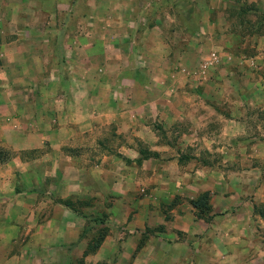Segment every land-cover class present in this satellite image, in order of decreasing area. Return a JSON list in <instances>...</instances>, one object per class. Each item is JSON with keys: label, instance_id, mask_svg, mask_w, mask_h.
<instances>
[{"label": "crops", "instance_id": "1", "mask_svg": "<svg viewBox=\"0 0 264 264\" xmlns=\"http://www.w3.org/2000/svg\"><path fill=\"white\" fill-rule=\"evenodd\" d=\"M210 1L0 0V264H264V0Z\"/></svg>", "mask_w": 264, "mask_h": 264}, {"label": "rangeland", "instance_id": "2", "mask_svg": "<svg viewBox=\"0 0 264 264\" xmlns=\"http://www.w3.org/2000/svg\"><path fill=\"white\" fill-rule=\"evenodd\" d=\"M242 0H235V3L236 4H239ZM196 3V0H189V3ZM204 3L206 5H210L211 4V1L210 0H204ZM196 6H194V10H191V15L192 17L197 18L198 19V16L200 15V11L197 7V3L194 4ZM210 7V6H209ZM238 7V6H237ZM197 8V10H196ZM202 8V7H201ZM206 10H208L210 12V14H212L213 16H216L217 15V11H219L217 8H205L204 9V12H206ZM222 11L224 12V15L228 18H226L225 20L229 22V20H231L230 18H233V17H241V18H246L248 23H250V20H248V16H247V10L244 9V6L241 5L239 6V9H234V8H223ZM236 13H238V16H235ZM252 21V20H251ZM254 21L251 25H248V24H244L242 23L241 24V28H244L245 26L248 25V29L246 30L247 32L249 33H255L256 36H260V33L264 32L263 30V23H264V16H261V14H257L254 18ZM238 26V25H236ZM220 27V33H221V37H220V47H224V48H227V49H233L236 45L240 44L239 46H241L244 42L243 38H241L240 36V33L239 32H233V33H230L231 35L228 34V29L230 30V27H234V24H231V23H226V24H220L219 25ZM258 38L256 37V39L253 38V40H250V38L247 39V46H249L253 41H254V44L257 45L258 43ZM217 41V40H215ZM246 46V47H247Z\"/></svg>", "mask_w": 264, "mask_h": 264}, {"label": "trees", "instance_id": "3", "mask_svg": "<svg viewBox=\"0 0 264 264\" xmlns=\"http://www.w3.org/2000/svg\"><path fill=\"white\" fill-rule=\"evenodd\" d=\"M208 200H209V196L208 194L205 193L201 195L197 200L191 201V205L195 207L197 210L207 211L208 210V206H207Z\"/></svg>", "mask_w": 264, "mask_h": 264}]
</instances>
